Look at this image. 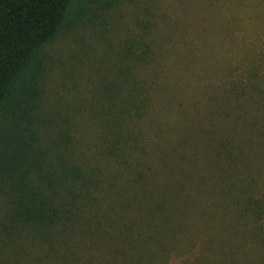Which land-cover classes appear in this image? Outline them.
<instances>
[{"label":"rangeland","instance_id":"rangeland-1","mask_svg":"<svg viewBox=\"0 0 264 264\" xmlns=\"http://www.w3.org/2000/svg\"><path fill=\"white\" fill-rule=\"evenodd\" d=\"M40 57L28 155L0 159V264H264V0L92 5ZM33 189L52 226L18 214Z\"/></svg>","mask_w":264,"mask_h":264},{"label":"trees","instance_id":"trees-1","mask_svg":"<svg viewBox=\"0 0 264 264\" xmlns=\"http://www.w3.org/2000/svg\"><path fill=\"white\" fill-rule=\"evenodd\" d=\"M116 1L0 0V151H10L7 156L1 153V160L16 163L28 155L19 121L32 109L36 93L32 83L41 67L40 49L60 30L79 20L92 5L107 8ZM130 79L127 74L125 82ZM135 91L136 96L129 90L126 97L132 98L134 104L123 107L119 112L121 119L111 122L110 128L127 127L133 119L141 118L147 101L140 97L138 89ZM115 130L120 135L122 126ZM23 196L18 214L28 222L49 227L64 214L51 196L36 189Z\"/></svg>","mask_w":264,"mask_h":264}]
</instances>
